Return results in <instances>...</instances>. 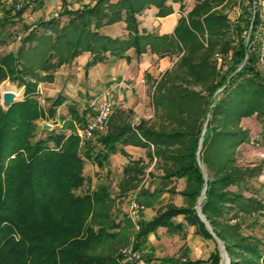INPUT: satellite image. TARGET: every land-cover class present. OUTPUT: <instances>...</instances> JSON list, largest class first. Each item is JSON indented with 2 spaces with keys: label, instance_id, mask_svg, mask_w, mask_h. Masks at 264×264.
<instances>
[{
  "label": "trees",
  "instance_id": "1",
  "mask_svg": "<svg viewBox=\"0 0 264 264\" xmlns=\"http://www.w3.org/2000/svg\"><path fill=\"white\" fill-rule=\"evenodd\" d=\"M169 1L183 0H96L81 9H65L61 14L68 16L67 23L52 18L36 27L25 25L18 51L0 56V82L10 78L25 88L22 100L7 107L0 103V264H136L116 250L90 252L95 242L115 238L124 226L134 225L128 217L115 219L110 208L98 209L105 203L111 206L110 187L76 192L86 180L85 162L103 165L124 144H153L148 156L160 159L165 177L190 180L194 188L186 193L194 198L206 183L201 210L213 231L196 208L170 205L152 220L138 221L134 249L159 226L182 228L172 218L183 214L203 237L222 241L230 264H264V236L253 232L264 210L263 198L254 193L257 190L244 193L251 191L250 180L259 168L243 166L237 159L238 147L252 141L242 119L256 114L264 124V19L255 5L259 0H250L254 13L244 12L236 23L215 10L218 0H197L172 34L140 29L139 14L154 6L157 16H167L174 11ZM119 21L126 24V37L101 32ZM0 44H7L2 35ZM131 48L137 56L148 49L161 56L178 55L155 88L157 126L146 120L132 126L111 116L105 132L83 140L77 127L86 111L73 104L60 131L42 128L46 135L37 137V121L45 115L36 98L38 80L53 79L61 65L84 51L91 53L92 66L109 55L128 57ZM31 50V60L23 62V52ZM217 54L225 69L218 68ZM195 85L202 90L193 89ZM64 100L59 95L47 115H55ZM193 104L197 107L189 110ZM257 141L264 145V130ZM145 166L143 159L129 161L116 196L124 197L140 185ZM179 264H222L221 251L217 246L207 259Z\"/></svg>",
  "mask_w": 264,
  "mask_h": 264
},
{
  "label": "crops",
  "instance_id": "2",
  "mask_svg": "<svg viewBox=\"0 0 264 264\" xmlns=\"http://www.w3.org/2000/svg\"><path fill=\"white\" fill-rule=\"evenodd\" d=\"M95 2L96 0H27L26 7L20 16H11L6 9L0 7V24L2 25L6 20L18 21L21 26L29 25L32 28L36 27L37 22L59 18L63 25L68 21V16L61 14L63 10H77L85 4H94ZM154 9V13L150 11L152 8H148L138 15L140 29L160 35L172 33L179 19L176 13L159 17L156 14L158 9L156 7ZM3 30L0 26V32L4 34ZM101 32L111 37L123 38L128 35L124 21L106 25L101 28ZM90 59L91 53L84 51L54 72L53 80L61 83L58 96L62 95L65 98L64 102L57 107L54 115L55 126L62 127L63 120L70 118L69 105L76 104L80 112L85 110V121L103 100L112 101L115 104L116 113L119 110L126 111L131 113V116H138L146 121L155 116L152 98L147 91L149 82L160 78L171 66L172 58L162 57L151 50L137 56L134 48H131L128 51V57L109 55L105 60L88 66ZM82 125L77 127V132ZM120 146L121 148L117 152L110 154L103 165L99 166L91 161H86L84 172L87 177L93 176L94 172H97L96 176L99 178H106L110 175L114 180L112 186L117 192L124 167L131 159H143L146 166L142 182L128 195L121 197L128 202L131 198L136 197L144 205L139 220L150 221L157 213L170 205L198 209L199 204L203 201L200 202L201 194L194 198L186 193L194 188V184L186 177L167 178L164 176L160 159L156 156L153 158L148 156L149 152L153 150V144L151 147L143 144ZM260 148L264 151V145ZM90 170L91 173L88 172ZM258 181L261 198L264 202V176L260 177ZM172 220L182 224V228L169 229L167 226H159L143 240L139 250L151 248L155 254H153L154 257L158 258V262L161 264H179V261L183 260L207 259L215 251L217 242L198 233L197 225L189 224L183 214L173 217ZM258 226L263 227L264 230V210L259 212V223L256 227ZM254 234L261 237L255 231ZM146 260L149 258L147 257ZM154 262L156 261H151L150 264H154Z\"/></svg>",
  "mask_w": 264,
  "mask_h": 264
},
{
  "label": "rangeland",
  "instance_id": "3",
  "mask_svg": "<svg viewBox=\"0 0 264 264\" xmlns=\"http://www.w3.org/2000/svg\"><path fill=\"white\" fill-rule=\"evenodd\" d=\"M196 1L197 0H183L182 2H180V1H177V2L169 1V3L172 4V6H173V9H174L173 13L175 12L176 15L180 18L182 15L186 14L189 10H191L193 8ZM181 4L184 5V6L182 5L183 6L182 11H181ZM255 5H257L258 8L261 9L260 15L264 19V0H259L258 3H256ZM150 8H152V10H150L151 13H154L155 7L152 6ZM215 10L226 15L228 17V19L231 21V23H236L238 17H240L241 14H243L244 12L251 11L254 13V10H252V6L250 4V0H218L217 5L215 7ZM145 11H146V9L143 12H145ZM159 17H161V16H159ZM0 26H2V28L4 29L3 30L4 34H0V35H2V37L7 42V44H0V56H4L5 54H7L9 52L16 53L18 51L20 44H21V37L25 36L27 33V30H25V27H24L25 25L21 26L18 23V21H8L5 26H3V24L2 25L0 24ZM261 30L263 31L262 36L264 38V25L261 27ZM172 33H167V34H172ZM244 34H245V32H244ZM148 50H150V49H148ZM33 53H34V50H31L29 52L24 51L22 54L23 55V62H29L31 60L30 56ZM165 56H169L170 58H172L171 59L172 64L167 69V70H171L174 67L176 61L178 60V55H176V54H174V55L173 54L162 55V57H165ZM39 58H40L39 55H35L36 61L39 62ZM215 60L217 61L218 68L219 67L220 68L222 67L223 69L226 68V65L224 64L225 61L223 58H221V56L219 54L215 55ZM209 61H210V59H209ZM262 63L264 65V61H262ZM162 75L160 76V78L162 77ZM32 79L34 81L37 80L36 78H32ZM53 79H51V80H49V79L38 80V87H37L38 90H37L36 98L39 101L45 115L43 116V118H40L37 121L38 125L41 127L38 129L37 137L46 135V133L42 131L44 124H49L51 126L50 129H54L56 131H60L62 129L61 126H59V125L55 126L54 125V122H55L54 115L53 116L47 115L49 113V108H50V106H52L53 101L58 97V91H59V88L61 87V83H59L58 81L56 82ZM159 79H156L154 82L150 81L149 86H148V90H147L148 94L152 98V103H153V106L155 108V116L151 120H148V121L152 122V124H155V126H157L160 123V118L158 117L159 115L157 116V114H156V106H155V99H154V94L156 92L155 88H156V85H157V82ZM193 89H195L196 91H201L202 87H201V85H195V86H193ZM5 90L17 91L18 92L17 100H22L24 98V90H25L24 86L18 85L17 82H14L10 78H7V79L3 80L2 82H0V103L2 105H3L2 94ZM157 92L161 93L162 91L161 92L157 91ZM114 106H115V104H114ZM4 107H6V106H4ZM195 107H197V105L193 104V105L188 106L189 110H191L192 108H195ZM115 110L112 114L114 116V118H120L121 120H126L132 126H137L142 121V119L140 117L131 116L130 115L131 113H129V112L119 110L116 113ZM60 112H61V114H63L62 111H60ZM209 117H210V115L207 114L205 121H204L205 124H206V119ZM204 123H203V125H204ZM108 124H109V122H108ZM241 124L244 128H246L249 131V135H250L252 141L245 142L238 147V152H237L238 163L243 165V166H250V167L259 168L258 174H256L250 180V184H252V186H253L251 191L245 190L244 193L249 196L251 193H253V190H257L258 192L256 191L254 193H258L261 196V190L258 187V185L260 184L258 179L260 177L264 176V151L261 150L260 146H262V145H260L257 140L260 138V133L264 130V124L262 122H260V120L256 117V114L244 117L242 119ZM88 172L91 173L92 171L90 170ZM84 175H85V172H84ZM96 175H98L97 172H94L93 176L91 175V176L87 177V175H85L86 180H85L84 185L80 189H78L76 192L78 194H84L86 192V190L92 192V191L97 190L100 186L108 185L110 187L111 196L113 198L111 206H109V205L107 206V204L105 203L103 205H100L98 207V209L101 211H106L107 208H110V213L117 220L122 221L124 217H128L130 219V217H129L130 206L128 207V204L130 205V203H129L130 201L128 202V200L116 196L115 189L112 186V183L114 180H112L110 175L107 176L106 178H99ZM199 206H200V208L198 207V209H197L198 214H199V211L201 210V203ZM201 212H202V210H201ZM134 230H136L135 224L133 226H124L121 233L117 237L111 238V239H104V240L95 242V244L90 249V252L91 253H97V254H106V253H109V252L116 250L117 252H120L123 255V257H125L124 251L129 250L131 248H134V243H133V241H134ZM254 231L258 235L263 237V235H264L263 227H259V226L255 227ZM216 242H217V246L220 249L221 255H222L224 253V251L222 249V247L224 245H223L222 241L218 242L216 240ZM138 251L141 254L142 258L145 260L144 264H150L151 261H156V262H154V264H161L158 262V258L154 257L155 254L152 252L151 248H149L148 250L145 248H144V250L138 249ZM147 257L149 258V260H146ZM224 259L225 258L222 256V264L224 263Z\"/></svg>",
  "mask_w": 264,
  "mask_h": 264
},
{
  "label": "built area",
  "instance_id": "4",
  "mask_svg": "<svg viewBox=\"0 0 264 264\" xmlns=\"http://www.w3.org/2000/svg\"><path fill=\"white\" fill-rule=\"evenodd\" d=\"M27 0H0V7L7 10L11 16H16L18 12L25 9ZM115 110L114 103L110 100L101 101L95 112L88 115L82 127L78 130L80 137L84 140L92 139L97 133L106 130L108 122ZM144 209V205L138 198L130 199L129 217L134 222L136 230L139 229V216ZM125 261L144 264V259L138 249L131 248L124 251Z\"/></svg>",
  "mask_w": 264,
  "mask_h": 264
},
{
  "label": "water",
  "instance_id": "5",
  "mask_svg": "<svg viewBox=\"0 0 264 264\" xmlns=\"http://www.w3.org/2000/svg\"><path fill=\"white\" fill-rule=\"evenodd\" d=\"M17 95L18 94L15 91H13V90H5L3 92V94H2V103H3V105L6 106V107L9 106V105H11L13 102H15L17 100ZM206 125H207V123L205 124V126ZM43 128L44 129H50L51 126L49 124H44L43 125ZM204 132H205V128L203 130V133ZM203 133H202V135H203ZM202 141H203V136L200 139L199 150L197 152L198 157H199V152H200V149H201ZM206 189H207V186H206V183H205L204 184V187L202 189V192H201L200 202L205 197ZM199 208H200V206H199ZM199 215H200L201 219L207 224V227L212 231V228H211L209 222L207 221V219L205 218V216L203 215V213L201 212V210L199 211ZM215 238L217 239L218 242H221V240L219 238H217L216 236H215ZM222 249L224 251V253L222 254V256L225 258L224 261H226L227 264H230V257L228 255L227 251L225 250V247L223 246Z\"/></svg>",
  "mask_w": 264,
  "mask_h": 264
},
{
  "label": "bare ground",
  "instance_id": "6",
  "mask_svg": "<svg viewBox=\"0 0 264 264\" xmlns=\"http://www.w3.org/2000/svg\"><path fill=\"white\" fill-rule=\"evenodd\" d=\"M13 91H14V90H13ZM15 92H16V91H15ZM16 93H17V92H16ZM223 264H227V263H226V261H224V263H223Z\"/></svg>",
  "mask_w": 264,
  "mask_h": 264
}]
</instances>
